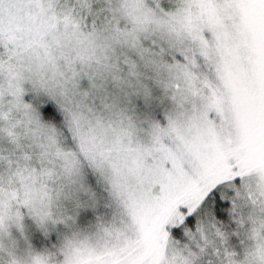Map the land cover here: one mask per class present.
<instances>
[{
	"label": "snow or ice",
	"instance_id": "snow-or-ice-1",
	"mask_svg": "<svg viewBox=\"0 0 264 264\" xmlns=\"http://www.w3.org/2000/svg\"><path fill=\"white\" fill-rule=\"evenodd\" d=\"M0 264H264V0H0Z\"/></svg>",
	"mask_w": 264,
	"mask_h": 264
}]
</instances>
